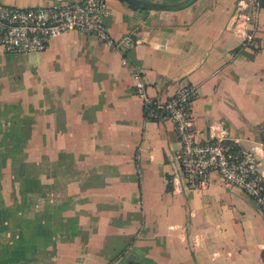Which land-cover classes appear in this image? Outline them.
<instances>
[{
	"label": "crops",
	"instance_id": "crops-1",
	"mask_svg": "<svg viewBox=\"0 0 264 264\" xmlns=\"http://www.w3.org/2000/svg\"><path fill=\"white\" fill-rule=\"evenodd\" d=\"M105 2L108 34L129 35L130 44L114 47L70 30L40 52L0 47V157L5 136L20 149L26 126L35 201L29 223L44 229L43 239L29 234L38 260L27 262L264 264V209L214 171L197 186L185 183L172 122L161 111L142 114L132 74L154 100L194 84L196 136L231 138L264 172V0L253 45L226 26L235 0H193L177 9ZM20 54H29L25 68L12 64ZM6 118L13 120L8 133ZM16 240L13 247L25 246Z\"/></svg>",
	"mask_w": 264,
	"mask_h": 264
},
{
	"label": "built area",
	"instance_id": "built-area-1",
	"mask_svg": "<svg viewBox=\"0 0 264 264\" xmlns=\"http://www.w3.org/2000/svg\"><path fill=\"white\" fill-rule=\"evenodd\" d=\"M262 0H235L226 26L242 43L253 45ZM105 0H56L51 4L15 6L0 1V47L6 52L43 51L52 37L66 31L92 35L108 45H128L129 35L111 37L102 21L108 12ZM133 92L140 98L142 114L163 112L172 122L179 142L175 154L180 173L189 186H197L210 171L237 186L264 209V172L255 168L251 154L222 134L200 140L192 126L194 84H184L164 100H154L134 71ZM261 154V152H260ZM264 157V154H261Z\"/></svg>",
	"mask_w": 264,
	"mask_h": 264
},
{
	"label": "rangeland",
	"instance_id": "rangeland-1",
	"mask_svg": "<svg viewBox=\"0 0 264 264\" xmlns=\"http://www.w3.org/2000/svg\"><path fill=\"white\" fill-rule=\"evenodd\" d=\"M5 3V2H4ZM8 4V3H7ZM15 6H26L10 4ZM18 60H13L12 64L17 66H22V68L28 66L29 54H20ZM11 64V65H12ZM13 120L5 119V129L8 133L9 125ZM27 121L21 119L17 122L19 126L26 125ZM27 127H23L21 130V139L24 143L20 145V149H12V141L5 136V147L6 150L4 154L0 157V188L5 187L4 196L1 197L0 203V264H29L27 261L29 258L38 260L37 253L32 252L28 245L29 234L36 235L37 240L43 239L44 229L41 228L40 224L33 230L30 228L29 216L32 212V206L34 204V199L32 198L31 204L29 200L30 187V167L28 165L29 152L27 149ZM24 130V133H23ZM20 139V140H21ZM21 141V142H22ZM20 143V142H19ZM33 195V194H32ZM33 202V203H32ZM39 202V198L37 200ZM44 218V215H38V218ZM20 238V242L25 244V246L13 247L14 239ZM43 247H38V250ZM16 250V252L14 251ZM20 255V258L14 256ZM14 260L16 262L14 263Z\"/></svg>",
	"mask_w": 264,
	"mask_h": 264
},
{
	"label": "water",
	"instance_id": "water-1",
	"mask_svg": "<svg viewBox=\"0 0 264 264\" xmlns=\"http://www.w3.org/2000/svg\"><path fill=\"white\" fill-rule=\"evenodd\" d=\"M129 8H156V9H177L188 5L193 0H180L178 2H166L161 0H118ZM151 6V7H148Z\"/></svg>",
	"mask_w": 264,
	"mask_h": 264
},
{
	"label": "trees",
	"instance_id": "trees-1",
	"mask_svg": "<svg viewBox=\"0 0 264 264\" xmlns=\"http://www.w3.org/2000/svg\"><path fill=\"white\" fill-rule=\"evenodd\" d=\"M148 7H151V6H148Z\"/></svg>",
	"mask_w": 264,
	"mask_h": 264
}]
</instances>
